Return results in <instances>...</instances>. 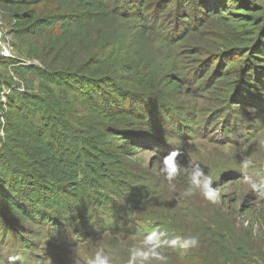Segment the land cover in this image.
I'll list each match as a JSON object with an SVG mask.
<instances>
[{
	"label": "trees",
	"instance_id": "trees-1",
	"mask_svg": "<svg viewBox=\"0 0 264 264\" xmlns=\"http://www.w3.org/2000/svg\"><path fill=\"white\" fill-rule=\"evenodd\" d=\"M0 10L39 61L21 65L0 54V65L41 81L36 89L0 75V246L7 248L0 261H23L40 235L72 247L85 237L155 232L152 242L169 260L178 253L189 258L179 264H215L220 254L222 264H235L227 234L208 213L183 196L168 199L170 180L131 158L156 140L159 152L178 153L175 138L193 132L228 143L259 135L240 110L264 112V0H0ZM193 81L215 95L195 130L196 109L179 98ZM158 199L211 236V262L195 259L199 246H169L197 234L158 217Z\"/></svg>",
	"mask_w": 264,
	"mask_h": 264
},
{
	"label": "rangeland",
	"instance_id": "rangeland-1",
	"mask_svg": "<svg viewBox=\"0 0 264 264\" xmlns=\"http://www.w3.org/2000/svg\"><path fill=\"white\" fill-rule=\"evenodd\" d=\"M9 22L10 20H8L6 14L0 10V29L6 33L7 39L10 42L9 44L12 47L14 57L11 58L19 60V64L21 65L39 64L37 59L28 55L29 46L18 41L10 33L11 25ZM15 69L14 66L7 68L0 65V75L3 78H12L15 82L22 85H33L36 89L39 87L41 81L32 72ZM179 98L182 103L187 104L186 107L196 109L194 116L196 121L193 125H190L195 130V128L199 127L197 120L199 122V119L204 118L200 110H203L207 106L212 107L215 95L207 93L206 90L201 91L196 89V83L193 81L183 84ZM240 111L244 116L243 118L256 120L254 122L259 128L258 136H256V133L255 137L242 136L236 140L234 139L236 142L239 140L237 143H228L216 141L212 136H195V132L192 131V136H187L186 138H180L179 136L175 138L180 147L176 160L179 169L180 167L182 169V174L181 178L174 176L170 180L169 185L171 188L166 191V195L170 200H173L177 196H183L184 200L190 202H186V206L195 204L194 206L197 207L196 212L204 211L208 213L205 216L209 219L212 227L219 232L227 234L225 246L228 248V251L226 257L234 256L235 264L236 262L238 264H264V196H260L250 187L251 183L259 184L264 180V112L258 114L251 107ZM169 120L166 121V127ZM183 124H181L182 130L188 128L183 126ZM157 143L158 141L156 140L154 144ZM154 144L145 145V147L140 148L137 155L131 158L132 162L135 166H141L143 171L144 169L148 170L145 172L152 174L155 178L166 179L167 172L164 162L166 155L163 153H167L170 150L164 149L162 151L160 147L159 152L155 149ZM245 161H250L247 167H244ZM197 170H200L202 173V181L206 176L212 178L211 187L218 192L215 202L205 199L202 184L199 186L193 184L192 177ZM180 173L181 171L178 175ZM246 178L248 182L245 181ZM157 204L158 217H168L171 221L175 220L179 222L178 227L181 226V231L185 230L187 235L190 232L196 233L199 240L202 241L198 244L200 251L195 259L198 257V261L211 262L210 259L205 258V255H214L212 247H210L213 244V240H210L211 236L201 225L192 224L193 219L190 220L185 215L182 218L177 216L179 210L169 200L158 199ZM184 208V213L188 214L189 210L186 207ZM111 217L115 216L112 215ZM117 217L126 222L129 221L127 217L122 218L121 215H117ZM82 230L85 232L89 229L84 227ZM200 231H204L205 234H200ZM116 235H108L100 238V240H97L95 237H85L81 244L72 247H65L67 243L59 242L56 238L40 235L34 240L35 246L32 250L34 255L30 251L23 261L19 262L16 260L15 264H31L28 259L32 256L34 257L33 263L35 264H41L39 261L43 256L46 258L44 264L46 262L49 264H89V261L94 259V254L97 251L103 257L108 258L109 264H129L130 261L132 264H141V262L143 264H179L182 261V257L185 260L189 259L177 253L179 258L169 260L171 254H166L167 250L165 247L162 250H158L156 247L154 250L161 252L167 258L166 261L158 262L151 254H149L147 259L136 256L135 260H133V256L137 251L149 252L157 241L145 243L146 238L134 239L133 237H119ZM84 242L86 243L84 244ZM57 247L59 249H56ZM192 250L193 248L188 249L190 252ZM53 251L55 252L54 255H52ZM6 253L7 248L0 246V254L5 256L4 254ZM224 258L220 254H217V260L213 259V261H215V264H218V262L222 264ZM6 261L1 259L0 264H4Z\"/></svg>",
	"mask_w": 264,
	"mask_h": 264
},
{
	"label": "clouds",
	"instance_id": "clouds-1",
	"mask_svg": "<svg viewBox=\"0 0 264 264\" xmlns=\"http://www.w3.org/2000/svg\"><path fill=\"white\" fill-rule=\"evenodd\" d=\"M177 152L173 151L167 156L164 157V162L166 164V172H167V179L171 180L178 172L179 170V165L177 163L176 157H177ZM250 161H245L244 162V167H247ZM202 173L200 170H197L195 174L192 177V182L195 185H203L204 192L203 196L205 199L215 202L217 197H218V192L216 189L212 188V178L210 176H206L203 178V181L201 180ZM247 181V178L245 180ZM251 189L254 192H257L260 196H264V180H262L259 184L257 183H251L250 185ZM156 236V233L153 232L152 235L148 236L146 240L144 241L145 243H151L153 238ZM171 248H175L176 245L179 243L180 247L187 250L190 248H196L199 244V238L195 235H190L183 241H178L176 239H173L171 241L167 242ZM156 248V245H153V249H151L149 252H144V251H137L134 256L133 260H135L136 256H141L147 259L149 254L156 260V261H166V257L161 254V252L155 251L154 249ZM19 259L17 256H8L7 261L4 262V264H15V261ZM89 264H109V260L107 257H103L100 252H95L94 254V259H91L89 261ZM129 264H132L130 261ZM143 264V262H141Z\"/></svg>",
	"mask_w": 264,
	"mask_h": 264
},
{
	"label": "built area",
	"instance_id": "built-area-1",
	"mask_svg": "<svg viewBox=\"0 0 264 264\" xmlns=\"http://www.w3.org/2000/svg\"><path fill=\"white\" fill-rule=\"evenodd\" d=\"M9 43L6 33L0 29V54L5 58L14 57L12 54V47Z\"/></svg>",
	"mask_w": 264,
	"mask_h": 264
}]
</instances>
